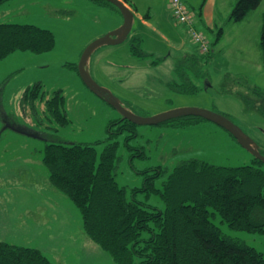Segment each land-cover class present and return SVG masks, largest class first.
Returning a JSON list of instances; mask_svg holds the SVG:
<instances>
[{"label": "rangeland", "instance_id": "374dc122", "mask_svg": "<svg viewBox=\"0 0 264 264\" xmlns=\"http://www.w3.org/2000/svg\"><path fill=\"white\" fill-rule=\"evenodd\" d=\"M166 0H128L134 23L128 38L105 45L91 55L89 72L97 84L110 90L133 113L147 117L174 108H200L228 117L253 139L264 154V117L248 109L241 96L264 92V60L259 46L264 0L237 24H224L212 34L203 29L212 52L188 70L193 92L177 91L182 82L177 60L195 46L168 20ZM193 15L189 0H183ZM192 7V8H190ZM163 17V18H162ZM143 19V22H141ZM122 23L120 11L102 0H2L0 23L32 25L50 31L54 47L43 53L16 51L0 60V242L40 251L52 264H115L108 253L91 242L82 228L78 209L49 183L42 163L48 142L94 145L96 159L108 143H117L114 177L132 196L160 210L157 194L141 188L146 175L160 189L181 161L237 167L254 165L253 156L227 131L207 120L184 127L172 124L135 125V136L118 133L112 124L120 115L81 81L77 65L84 48ZM233 23V22H232ZM139 36L146 58L133 56L130 37ZM184 44V45H183ZM183 46L182 48H179ZM160 60L153 65L152 60ZM165 58L167 61L165 62ZM165 62V63H164ZM40 83L46 98L60 92L68 123L49 121L44 104L36 115L21 104L23 92ZM264 170V165L261 167ZM210 220L220 231L264 253V233L231 229L216 214Z\"/></svg>", "mask_w": 264, "mask_h": 264}, {"label": "trees", "instance_id": "16d2710c", "mask_svg": "<svg viewBox=\"0 0 264 264\" xmlns=\"http://www.w3.org/2000/svg\"><path fill=\"white\" fill-rule=\"evenodd\" d=\"M102 1L119 11L113 4ZM121 1L132 9L128 0ZM260 3L261 0H237L230 21L241 22ZM186 8L191 24L174 17L169 0L174 27L182 28L195 46L193 54L177 60L179 64L174 70L182 79L177 84L179 92L196 90L187 81L188 70L199 66V60L212 52L207 38L206 52L192 38L199 30L189 7ZM130 41L133 56H150L139 48V36L132 35ZM54 42L50 31L32 25L0 23V60L16 51L47 52ZM259 46L264 60V13ZM160 60L163 58L151 62L158 65ZM41 87L36 83L27 88L21 104L28 105L36 115L35 103H43L49 121L59 126L68 123L64 97L57 91L46 98ZM241 98L248 109L264 117V92L253 88L251 95ZM199 120L203 119L187 116L161 124L184 127ZM112 124H117L118 133L130 132L127 138L135 136V124L120 117ZM116 147V142L108 143L97 161L94 145L52 141L45 144L42 156L51 186L75 205L87 238L108 253L115 264H264V253L224 235L210 220L217 214L231 229L264 233V170L261 168L264 164L253 158L254 165L224 167L188 159L177 164L161 188L156 189L153 179L162 172L158 168L154 174L146 175L143 186L133 193L145 191L159 195L165 206L160 210L133 196L129 198L125 187L116 183ZM0 264L52 263L36 249L0 242Z\"/></svg>", "mask_w": 264, "mask_h": 264}, {"label": "water", "instance_id": "95a60500", "mask_svg": "<svg viewBox=\"0 0 264 264\" xmlns=\"http://www.w3.org/2000/svg\"><path fill=\"white\" fill-rule=\"evenodd\" d=\"M1 1L2 0H0V2ZM105 1L118 8L122 15V23L116 29L93 40L82 51L77 65V70L81 81L87 89L112 107L120 115L121 120H127L135 125H159L171 119L187 116L199 117L203 120L210 121L227 131L242 148L247 150L253 156V158L264 164V154L262 153L260 146L247 134H245L238 125L233 123L224 115L210 110L186 107L170 109L147 117L139 116L126 108L110 90L95 82L89 72V61L91 55L95 50L102 46L117 45L124 42L130 35L134 23V13L123 1Z\"/></svg>", "mask_w": 264, "mask_h": 264}, {"label": "crops", "instance_id": "0c3cea01", "mask_svg": "<svg viewBox=\"0 0 264 264\" xmlns=\"http://www.w3.org/2000/svg\"><path fill=\"white\" fill-rule=\"evenodd\" d=\"M189 1L192 5H195L193 8L192 7L190 8L194 10L192 13L195 18L194 20L195 27L201 32H203L202 28H204L210 31L212 34H215L214 31L219 28L217 37L221 38V36L224 35V26H223L224 24H221L222 22L226 23L227 25H230V24L238 25V23H240V22L232 23L229 19L230 12L233 6L235 5V3L237 2V0H189ZM166 2L168 4L167 0ZM253 12L254 11H252L250 14H252ZM171 19H172V16H171V12H170L169 5H168V20L171 21ZM141 22H143V19H141ZM120 23L121 21L118 22V24ZM179 30L183 31L182 28L175 27L176 38L178 37ZM182 47L183 46H180L179 48H182ZM177 52L184 53V55L189 54L187 53L186 50L178 49ZM166 61H167V58H165V62Z\"/></svg>", "mask_w": 264, "mask_h": 264}, {"label": "built area", "instance_id": "2783aa9c", "mask_svg": "<svg viewBox=\"0 0 264 264\" xmlns=\"http://www.w3.org/2000/svg\"><path fill=\"white\" fill-rule=\"evenodd\" d=\"M170 8L173 11L174 17L181 22L186 24H191V16L187 11V8L183 5L181 0H170ZM195 34L192 35V38L195 41L200 43L201 50L203 52L207 51V41L205 36L200 32H194ZM193 34V33H192Z\"/></svg>", "mask_w": 264, "mask_h": 264}]
</instances>
